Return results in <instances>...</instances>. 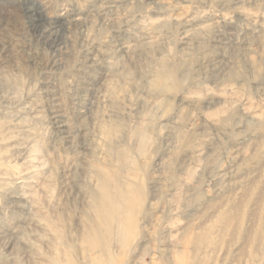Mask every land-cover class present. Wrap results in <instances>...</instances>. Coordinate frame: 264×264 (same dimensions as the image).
<instances>
[{"label":"clouds","instance_id":"clouds-1","mask_svg":"<svg viewBox=\"0 0 264 264\" xmlns=\"http://www.w3.org/2000/svg\"><path fill=\"white\" fill-rule=\"evenodd\" d=\"M0 264H264V0H0Z\"/></svg>","mask_w":264,"mask_h":264},{"label":"rangeland","instance_id":"rangeland-1","mask_svg":"<svg viewBox=\"0 0 264 264\" xmlns=\"http://www.w3.org/2000/svg\"><path fill=\"white\" fill-rule=\"evenodd\" d=\"M61 20L63 19V18H60Z\"/></svg>","mask_w":264,"mask_h":264}]
</instances>
